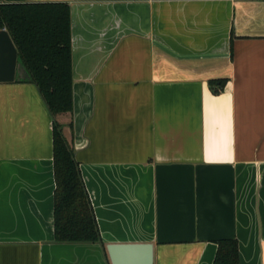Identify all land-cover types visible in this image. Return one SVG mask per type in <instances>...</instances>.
Returning <instances> with one entry per match:
<instances>
[{
  "label": "crops",
  "instance_id": "obj_1",
  "mask_svg": "<svg viewBox=\"0 0 264 264\" xmlns=\"http://www.w3.org/2000/svg\"><path fill=\"white\" fill-rule=\"evenodd\" d=\"M25 1L71 7L74 109L0 83V264H111L128 243L214 264L224 239L264 264V0ZM55 121L99 243L55 240Z\"/></svg>",
  "mask_w": 264,
  "mask_h": 264
},
{
  "label": "trees",
  "instance_id": "obj_2",
  "mask_svg": "<svg viewBox=\"0 0 264 264\" xmlns=\"http://www.w3.org/2000/svg\"><path fill=\"white\" fill-rule=\"evenodd\" d=\"M7 30L18 50L19 59L35 84L50 113L72 116L73 62L71 7L64 2L34 3L4 0L0 3V30ZM215 94L220 90L213 89ZM54 171L55 240L58 243H99L95 213L89 199L79 164L63 126L55 121ZM214 264H240L235 239L218 241Z\"/></svg>",
  "mask_w": 264,
  "mask_h": 264
},
{
  "label": "water",
  "instance_id": "obj_3",
  "mask_svg": "<svg viewBox=\"0 0 264 264\" xmlns=\"http://www.w3.org/2000/svg\"><path fill=\"white\" fill-rule=\"evenodd\" d=\"M30 80L18 50L7 30H0V83ZM111 264H155L151 243L111 244L107 246Z\"/></svg>",
  "mask_w": 264,
  "mask_h": 264
},
{
  "label": "rangeland",
  "instance_id": "obj_4",
  "mask_svg": "<svg viewBox=\"0 0 264 264\" xmlns=\"http://www.w3.org/2000/svg\"><path fill=\"white\" fill-rule=\"evenodd\" d=\"M4 2V0H0V3Z\"/></svg>",
  "mask_w": 264,
  "mask_h": 264
}]
</instances>
